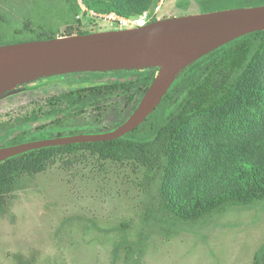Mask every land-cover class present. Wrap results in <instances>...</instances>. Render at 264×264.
I'll use <instances>...</instances> for the list:
<instances>
[{
    "label": "rangeland",
    "instance_id": "1",
    "mask_svg": "<svg viewBox=\"0 0 264 264\" xmlns=\"http://www.w3.org/2000/svg\"><path fill=\"white\" fill-rule=\"evenodd\" d=\"M159 3L145 11L153 21L201 13L193 0H166L157 12ZM260 5L241 0L214 10ZM111 15L140 14H96L82 0H0V42L21 34L52 39L120 30ZM190 67L145 123L122 137L146 147L145 163L103 160L76 148L59 151L35 172L37 153L24 158L27 168L1 204L0 264H126L134 249L142 252L138 264H255L264 244V201L176 228L160 220L161 154L149 145L188 98L189 89H179L195 71ZM160 69L71 73L20 84L0 97V148L116 129L139 107ZM145 74L154 75L149 87L140 82Z\"/></svg>",
    "mask_w": 264,
    "mask_h": 264
},
{
    "label": "trees",
    "instance_id": "2",
    "mask_svg": "<svg viewBox=\"0 0 264 264\" xmlns=\"http://www.w3.org/2000/svg\"><path fill=\"white\" fill-rule=\"evenodd\" d=\"M193 1L201 13H208L216 11L217 5L241 0ZM258 1L264 5V0ZM82 2L96 14L132 16L149 10L156 0ZM21 35L0 45L48 39ZM201 60L189 68L195 71L179 89L180 93L189 89L188 98L149 145L161 154L160 220L168 229L179 223L205 222L228 208L264 201V32L240 38ZM153 78L145 74L140 82L149 87ZM22 143L26 141L9 146ZM76 148L91 150L103 160L146 162V147L125 144L123 138L25 153L0 164V209L2 200L15 189L17 174L27 168L24 158L37 153L33 170L40 172L59 151ZM141 253L132 250L126 264L140 263ZM254 262L264 264V244Z\"/></svg>",
    "mask_w": 264,
    "mask_h": 264
},
{
    "label": "water",
    "instance_id": "3",
    "mask_svg": "<svg viewBox=\"0 0 264 264\" xmlns=\"http://www.w3.org/2000/svg\"><path fill=\"white\" fill-rule=\"evenodd\" d=\"M264 32V5L156 20L145 26L0 45V97L34 80L84 72L161 67L139 107L121 126L0 148V164L36 150L108 142L138 129L188 67L247 35Z\"/></svg>",
    "mask_w": 264,
    "mask_h": 264
},
{
    "label": "built area",
    "instance_id": "4",
    "mask_svg": "<svg viewBox=\"0 0 264 264\" xmlns=\"http://www.w3.org/2000/svg\"><path fill=\"white\" fill-rule=\"evenodd\" d=\"M160 1V5L157 7V12L161 9V6H163V4L165 3L166 0H159ZM153 15L150 14L149 12H144L140 15L137 16H133L130 18H126V17H117L115 15H111L110 19L116 21V24L119 25L120 30L122 29H131V28H137V27H142L145 26L153 21ZM156 21V20H155Z\"/></svg>",
    "mask_w": 264,
    "mask_h": 264
},
{
    "label": "flooded vegetation",
    "instance_id": "5",
    "mask_svg": "<svg viewBox=\"0 0 264 264\" xmlns=\"http://www.w3.org/2000/svg\"><path fill=\"white\" fill-rule=\"evenodd\" d=\"M117 129V128H116ZM115 129L113 130H109V131H106V132H102V133H107V132H111V131H114ZM78 134H101L100 133H77V134H68V135H60V136H57V137H63V136H72V135H78ZM35 141V140H34ZM30 142V141H29Z\"/></svg>",
    "mask_w": 264,
    "mask_h": 264
}]
</instances>
